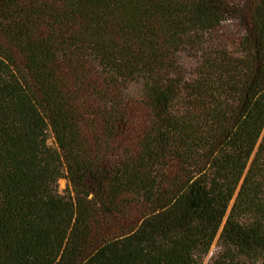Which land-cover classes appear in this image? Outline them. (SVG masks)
<instances>
[{
    "label": "trees",
    "instance_id": "1",
    "mask_svg": "<svg viewBox=\"0 0 264 264\" xmlns=\"http://www.w3.org/2000/svg\"><path fill=\"white\" fill-rule=\"evenodd\" d=\"M263 163L264 0H0V264H264Z\"/></svg>",
    "mask_w": 264,
    "mask_h": 264
},
{
    "label": "rangeland",
    "instance_id": "2",
    "mask_svg": "<svg viewBox=\"0 0 264 264\" xmlns=\"http://www.w3.org/2000/svg\"><path fill=\"white\" fill-rule=\"evenodd\" d=\"M230 49V41L224 39ZM189 64V61H188ZM193 63L191 62L190 65ZM255 197L254 203L256 207H259L264 211V163L259 164L255 169ZM67 187V181H59V192L64 193ZM220 235L215 241L209 256L207 257L205 264H258V256L248 246L244 245L234 235L230 233Z\"/></svg>",
    "mask_w": 264,
    "mask_h": 264
}]
</instances>
